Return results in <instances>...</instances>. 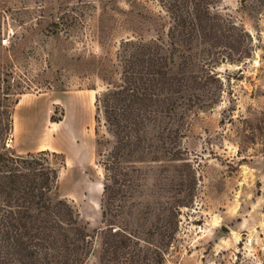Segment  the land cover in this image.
I'll return each mask as SVG.
<instances>
[{
	"label": "rangeland",
	"instance_id": "374dc122",
	"mask_svg": "<svg viewBox=\"0 0 264 264\" xmlns=\"http://www.w3.org/2000/svg\"><path fill=\"white\" fill-rule=\"evenodd\" d=\"M132 1L0 0V141L17 154H58L50 157L59 169L57 195L94 234L86 264L100 263L99 230L106 226L108 147L98 138L108 135L96 120V97L106 85L96 69L115 62L132 35ZM137 1L161 11L157 0ZM215 10L246 31L250 53L216 65L217 101L193 113L183 131L179 144L193 168L184 172L195 192L175 220L164 264H264V0H218ZM179 164L142 165L145 194L138 191L135 203L143 206L132 222L145 220L142 236L153 244L162 240L156 228L164 221L146 199L165 203L180 196ZM224 225L230 231L221 236Z\"/></svg>",
	"mask_w": 264,
	"mask_h": 264
},
{
	"label": "trees",
	"instance_id": "16d2710c",
	"mask_svg": "<svg viewBox=\"0 0 264 264\" xmlns=\"http://www.w3.org/2000/svg\"><path fill=\"white\" fill-rule=\"evenodd\" d=\"M217 1L157 0V14L133 0L132 35L115 62L96 69L106 85L96 97V120L108 135L98 138L108 147L99 264H164L181 207L193 202L194 181L184 172L193 168L179 144L183 131L193 113L216 103L222 88L216 65L250 53L246 31L216 12ZM6 114L11 135L12 114ZM51 156L58 154H17L0 141V264H86L92 254L94 234L57 195L59 169ZM163 162L180 163L182 177L174 201L146 199L164 221L156 228L157 245L142 236L145 220L133 223L132 217L143 206L135 203L138 191L145 194L142 165Z\"/></svg>",
	"mask_w": 264,
	"mask_h": 264
},
{
	"label": "water",
	"instance_id": "95a60500",
	"mask_svg": "<svg viewBox=\"0 0 264 264\" xmlns=\"http://www.w3.org/2000/svg\"><path fill=\"white\" fill-rule=\"evenodd\" d=\"M229 227L227 226H222V231L220 232V235L223 236L225 234V232H229Z\"/></svg>",
	"mask_w": 264,
	"mask_h": 264
},
{
	"label": "built area",
	"instance_id": "2783aa9c",
	"mask_svg": "<svg viewBox=\"0 0 264 264\" xmlns=\"http://www.w3.org/2000/svg\"><path fill=\"white\" fill-rule=\"evenodd\" d=\"M7 43H8V39L7 38L2 39V44L3 45H6Z\"/></svg>",
	"mask_w": 264,
	"mask_h": 264
}]
</instances>
